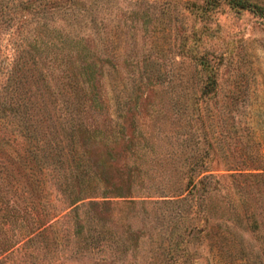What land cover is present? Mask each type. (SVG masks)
I'll use <instances>...</instances> for the list:
<instances>
[{"label":"rangeland","instance_id":"obj_1","mask_svg":"<svg viewBox=\"0 0 264 264\" xmlns=\"http://www.w3.org/2000/svg\"><path fill=\"white\" fill-rule=\"evenodd\" d=\"M34 1L35 19L49 3ZM202 3L64 0L39 18L52 28L46 51L65 59L71 49L74 67L107 91L117 126L150 150L126 158L140 161L135 193L184 189L191 174L210 185L199 215L187 204L192 192L178 202L119 203L57 223L46 246L19 241L0 264H264V247L239 219L253 200L264 208V183L229 175L264 164V17L226 0L203 4L202 15ZM13 28L0 31L2 53ZM201 55L216 78L207 96Z\"/></svg>","mask_w":264,"mask_h":264},{"label":"trees","instance_id":"obj_2","mask_svg":"<svg viewBox=\"0 0 264 264\" xmlns=\"http://www.w3.org/2000/svg\"><path fill=\"white\" fill-rule=\"evenodd\" d=\"M40 1L43 5L49 3L48 10L64 3ZM202 1L199 7L203 15V4L217 0ZM226 1L264 17V0ZM19 2L23 11L20 5L0 0V31L14 25L9 51L0 50V254L21 240L28 246L42 240L46 246L52 243H48L49 238L54 239L52 228L63 220L93 219L101 209L109 210L119 203H152V195L178 202L192 192L187 204L199 215L204 202L200 191H208L210 185L201 178L190 181L191 174L184 189L162 194L135 193L140 161L128 162L126 158L149 153L147 145L133 140L129 129L117 126L113 110L108 109V97L103 100L107 91L102 96L101 86L97 90L95 87L98 81H92V73L84 75L81 66L74 67L69 58L71 49L65 50V59L56 51H46L53 44L49 36L52 28L39 18L50 12L44 11L34 19L35 12L39 13L33 7L35 1ZM29 19L32 25L24 28ZM61 30L60 34L72 38L68 29ZM74 35V41L82 39ZM197 62L206 70L200 94L207 96L216 84L214 67L203 55ZM253 168L229 175L242 176L245 183L253 177L263 184L264 164ZM261 205L253 200L239 219L264 247ZM203 220H207L206 215ZM178 242L175 240L174 245Z\"/></svg>","mask_w":264,"mask_h":264}]
</instances>
